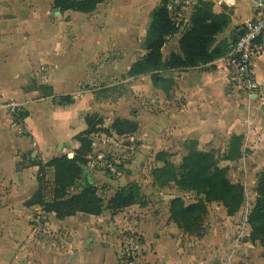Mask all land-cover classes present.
<instances>
[{
	"label": "rangeland",
	"instance_id": "1",
	"mask_svg": "<svg viewBox=\"0 0 264 264\" xmlns=\"http://www.w3.org/2000/svg\"><path fill=\"white\" fill-rule=\"evenodd\" d=\"M198 1L200 0H179L175 3L171 0L170 3L173 4L170 10L175 20L187 25L189 20L185 23L184 19L187 18L191 8L193 12ZM204 1L212 2L217 12H226L230 15L235 13V7L240 2V0ZM261 10L263 9L258 12ZM76 12L78 11L69 10L63 15L70 19L78 15ZM51 15L59 17L61 13L59 10H53ZM256 16L258 13L254 17L250 16L246 21ZM150 23L143 40H138L135 45L136 54L128 56L122 50L115 49L107 56L102 54L97 57L90 72L74 73L78 78L83 77L81 91L92 90L97 94L98 99L108 96L111 100L99 106L96 112L88 114L93 116L96 125L94 132L89 135L92 145L87 150L85 155L87 165H84L85 170L91 173L97 196L103 200V212L100 215L77 212L72 216L59 218L45 205L27 206L26 202L37 191L41 192L45 203H50L54 199L56 185L55 170L48 164L53 158L50 159L49 154L47 156L37 154L35 157L26 155L25 164L40 166L39 171L35 173L38 184L28 198H21V195L13 199L0 198V264H28V259L30 264H147L149 261L147 256H153L158 251L156 242L164 239L179 240L182 244L181 251L192 254L205 264H264V243L261 238L253 239L250 223L251 213L259 197L258 184L264 178V152L258 150L259 145L262 144L263 121L256 119L253 113L258 111L257 113L264 116V100H256L253 108L248 109L244 134L232 135L228 145L219 148L210 147L203 150L199 148L196 140L181 137L179 144L172 149H152L141 156V153L134 152L142 144L136 138L138 135H134L132 139L131 135H119L112 128L114 121L122 118L116 116V109L120 106L119 101H122L120 96L125 93L123 96L128 98L131 95L123 84L106 88L104 86L123 79L121 74L115 76L113 68L115 63L124 62L125 66L127 61H134V64L145 55L140 56L144 52ZM244 23L233 30L230 41L240 32ZM184 28L182 26L178 33L182 34ZM175 38L176 35H173L168 41ZM217 39L219 40L218 37ZM43 67L29 73L25 87L29 90H38L34 101L44 98L46 103L51 105H62L61 99L56 101L49 95L51 88L42 83L50 75L55 77L60 72L55 70L48 72ZM167 73L160 72V75L164 82L171 84L174 78L169 77ZM103 74H107L110 78L102 77ZM126 75L135 77L130 71ZM146 75L156 83L151 74ZM139 79L141 78L137 76V80ZM9 102L21 103L16 98L0 101V110L6 113L2 127L29 136L33 129L37 130V125L53 124L52 114L47 107L43 114H40L41 119H39L37 109L32 110L31 113L25 105L20 104L24 122L18 127H12L5 107ZM28 116L31 118L33 128H30V124L26 121ZM57 131L55 129L52 136L60 137V134L62 136V133ZM234 136H241V139L236 140ZM233 140L240 144L232 146ZM231 147L234 151L230 155ZM50 150L53 154L61 153L55 143ZM75 151V148L69 147L63 154L75 155ZM194 152L213 153L218 165L227 169L229 179L243 186L244 201L236 212L229 213L222 202L210 200L206 190L193 188L183 182L185 173L183 163L186 157ZM107 161H112L117 166L116 171L107 168ZM129 163L134 165L133 171L136 172L137 178L122 185L119 180L127 173ZM168 165L174 166L175 170L173 176L167 178L163 174ZM82 182L84 183V178L79 184L83 185ZM134 185L138 191L137 202L112 211L111 206L117 193L122 190L129 191ZM15 186L6 184L5 192L0 193V197L1 194L4 196L10 194L15 190ZM68 190L70 194L76 193L75 187ZM177 198L187 206L201 202L205 205L206 211L200 210L193 223L179 222L171 212L172 201ZM92 242L99 244L102 253L93 261H80L81 251ZM129 244L131 254H124Z\"/></svg>",
	"mask_w": 264,
	"mask_h": 264
},
{
	"label": "crops",
	"instance_id": "2",
	"mask_svg": "<svg viewBox=\"0 0 264 264\" xmlns=\"http://www.w3.org/2000/svg\"><path fill=\"white\" fill-rule=\"evenodd\" d=\"M54 2L0 0V101L16 98L31 113L37 109L39 119L47 107L53 119L51 126L42 123L37 125L36 131L33 129L31 135L26 136L2 127L6 113L0 110V193L5 192L6 184L16 185L15 190L7 193V196L1 194L0 198L5 200L19 195L28 198L36 190L38 181L35 173L40 166L25 164L26 155L35 157L37 154H49L52 159L69 147H80L76 136L88 127L86 115L96 112L99 106L111 100L108 96L98 99L92 90L81 91L83 77L78 78L74 73L90 72L97 57L102 54L107 56L115 49L122 50L128 56L136 54L135 45L138 40H143L151 13L161 0H106L92 13L76 12L78 15L70 19L63 15L68 11L61 12L58 8L61 15H51L56 8ZM260 9L264 10V0H240L235 13L231 15V23L218 35V42L230 41L233 30L250 16L254 17ZM191 13L192 8L184 19L185 23ZM181 35L177 33L174 40L166 43L163 48L165 58L171 52H179ZM144 54L145 48L140 56ZM224 57L196 67L166 71L169 77L174 78L171 84L163 79L154 83L148 79V75L138 76L141 78L139 80L137 76H127L134 61H127L125 66L124 62L113 65L115 76L121 74L123 79L104 88L123 84L131 95L128 98L123 96L125 93L120 96L122 101H119L116 116L139 123L136 134H129L132 139L138 135L136 138L142 142L134 152L142 156L152 149L169 150L176 147L182 138L196 140L203 150L219 148L227 146L232 135L244 134L247 111L253 108L257 99L229 83ZM253 64L258 81L264 85V53L256 57ZM42 66L48 72H60L42 82L51 88L49 95L61 101L69 96L71 101L65 100L58 106L46 103L44 98L34 101L38 90H29L25 83L28 82L29 73ZM101 76L108 77L107 74ZM257 112L253 115L263 121L262 144L258 150L264 152V116ZM30 120L28 116L26 121L33 128ZM55 129L62 136H52ZM54 143L61 153L51 152ZM128 168L119 180L122 185L137 178L134 165L129 163ZM181 245L177 239L157 241L158 251L153 256H147V264H205L192 254L181 251ZM101 253L99 244L88 243L79 259L90 262Z\"/></svg>",
	"mask_w": 264,
	"mask_h": 264
},
{
	"label": "trees",
	"instance_id": "3",
	"mask_svg": "<svg viewBox=\"0 0 264 264\" xmlns=\"http://www.w3.org/2000/svg\"><path fill=\"white\" fill-rule=\"evenodd\" d=\"M106 0H55V7L61 12L69 10L81 13H92L99 4ZM171 0H161L160 4L151 13V23L145 42L146 54L137 60L131 67V75L140 76L151 74L155 81L162 80L160 72L172 69H185L196 67L201 64L210 63L218 58L226 56L231 46L235 44L241 34L238 32L232 41L222 40L218 42V35L222 33L231 23V15L226 12L214 10V4L209 1L200 0L194 6L187 25L177 22L171 13ZM182 26L184 31L179 39V52H171L165 58L163 48L169 38L180 32ZM65 100L69 102L70 97ZM63 103V104H64ZM24 119V116H23ZM87 129L76 136L80 147L76 149L74 157L67 154L54 157L48 164L55 170L54 199L45 203L40 191H37L26 202L27 206L45 205L49 211L55 212L59 218L72 216L77 212L92 215H100L103 212V200L97 196L95 184L82 165H87L85 155L90 149L92 142L89 135L95 130V122L92 115H86ZM112 128L119 135L132 134L138 131V123L119 118L114 121ZM240 140L241 136H234ZM240 144L232 141V146ZM234 151L231 147L230 155ZM183 182L196 189H204L212 201H220L228 209L229 213L236 212L244 201V188L240 184L233 183L227 176V169L218 165L213 153L194 152L186 157L183 163ZM174 166L168 165L164 174L173 176ZM90 174V173H89ZM88 181L80 191L77 184L82 180ZM76 189L75 194L69 193V188ZM129 191H119L113 200L112 211L131 206L137 202L138 191L136 185ZM259 195L256 205L250 216L253 239L261 238L264 243V178L258 184ZM180 202V203H178ZM173 217L177 221L193 223L199 211H206L203 203L184 205L180 199L172 201Z\"/></svg>",
	"mask_w": 264,
	"mask_h": 264
},
{
	"label": "built area",
	"instance_id": "4",
	"mask_svg": "<svg viewBox=\"0 0 264 264\" xmlns=\"http://www.w3.org/2000/svg\"><path fill=\"white\" fill-rule=\"evenodd\" d=\"M178 3L179 0H174ZM241 34L230 52L223 61L227 70L229 83L244 91L248 96L257 100H264V85L261 84L255 73L254 59L264 53V10L258 12V16L244 23ZM59 98L57 97L56 100ZM8 110L11 126L18 127L24 122L20 104L9 102L5 104ZM107 168L116 171L112 161H107ZM138 246V245H137ZM132 247V246H131ZM130 255V244L123 252Z\"/></svg>",
	"mask_w": 264,
	"mask_h": 264
},
{
	"label": "water",
	"instance_id": "5",
	"mask_svg": "<svg viewBox=\"0 0 264 264\" xmlns=\"http://www.w3.org/2000/svg\"><path fill=\"white\" fill-rule=\"evenodd\" d=\"M54 10L56 11V10H58V9L55 8ZM69 157L72 158V157H74V155H73V154H69ZM82 167L85 169V166H84V165H82ZM85 173L88 174V178L90 179V178H91V174H89V171L86 170ZM84 184H85V185H88L89 182H88V181H84ZM77 187H79L80 191L83 190V186H81V184L78 183V184H77Z\"/></svg>",
	"mask_w": 264,
	"mask_h": 264
}]
</instances>
